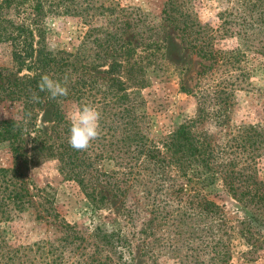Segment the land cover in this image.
<instances>
[{"label": "trees", "instance_id": "trees-1", "mask_svg": "<svg viewBox=\"0 0 264 264\" xmlns=\"http://www.w3.org/2000/svg\"><path fill=\"white\" fill-rule=\"evenodd\" d=\"M223 2L227 6L217 10L216 27L201 23L187 0L163 3L161 29L170 28L191 54L208 62L200 82L208 77L215 85L208 86L210 92L201 103L208 99L211 112L200 110L196 118L174 125L172 131L150 137L154 122L142 90L147 84L145 72L159 69L163 59L160 24L147 22L134 11L95 6L93 0H0V44L9 43L14 54L11 68L0 67V147L12 159L10 167L0 166V224L35 212L36 220L58 227L54 236L35 243L38 252L59 258L71 248L70 253L78 251L82 260L94 247L98 264H106L101 259L134 264L135 248L145 253L146 239L163 221L172 220L173 225L178 218H204L208 234L225 226L223 208L205 190L220 180L235 192L234 182H241V174L226 169L221 160L222 130L213 134L206 123L227 128L228 98L239 87L243 72H248V58L264 59V0ZM64 16L78 18L86 26L82 41L91 46L86 58L79 56V48L68 52L48 46L47 20ZM96 19L102 23L95 25ZM223 37L234 38L235 48L219 49ZM217 72L223 78L216 81ZM43 74L61 82L68 94L52 99L48 92H40L37 83ZM33 94L39 95L40 103L33 102ZM72 103L92 104L101 114L100 135L85 151L68 143L66 108ZM44 105L51 109L49 131L34 122L37 109ZM49 160L60 162L65 179L79 186L93 214L111 213L109 222L93 226L92 243L57 213L52 188L33 187L36 193H30V183L17 165ZM104 162H112L115 169L104 170ZM130 191L149 199L130 200ZM245 192L259 194L250 184ZM204 223L190 227L195 231L206 227ZM0 241L1 247L6 241L2 234Z\"/></svg>", "mask_w": 264, "mask_h": 264}, {"label": "rangeland", "instance_id": "rangeland-1", "mask_svg": "<svg viewBox=\"0 0 264 264\" xmlns=\"http://www.w3.org/2000/svg\"><path fill=\"white\" fill-rule=\"evenodd\" d=\"M93 1L95 6H114L134 11L135 16L139 17L140 14L141 19H146L147 22L160 24L157 31L161 42L164 41L163 59L159 63V69L145 72L147 84L142 90L147 112L154 122L150 137L172 131L174 125L196 118L200 110H205L207 114L211 112L208 99L204 104L201 103L204 95L210 92L208 86L215 83L211 80L213 78L208 77L200 82L202 78L199 77L203 66L208 65V62L191 54L170 28L161 29L159 14L166 0ZM187 1L200 22L212 27L219 24L215 18L217 10L227 6L224 0ZM101 23L100 20H95V25ZM85 30L86 26L78 18H50L46 22L47 44L54 50L68 52L79 48V56L86 58L91 46L82 41ZM217 44L219 49L231 50L235 48L236 40L223 37ZM13 60L10 44H0V67L11 68ZM245 65L248 72H243L244 76L236 83L239 87L228 98L227 128L218 127L214 122L206 123V129L213 134L222 130L224 154L221 155V160L226 169L239 171L241 174V182H234L237 187L235 192H230L220 180L205 190L207 197L223 208L225 226L220 230L215 227L208 234V220L204 218L192 221L178 218L173 225L172 220H167L158 227L154 224L156 229L153 235L146 239L149 242L146 252L142 254L141 248H135L134 264H264V59L249 57ZM216 74L217 81L220 73ZM202 88L206 90L202 92ZM77 106L79 105L75 103L67 106V118ZM36 112L34 122L49 131L52 125L51 109L44 105ZM101 164L106 171L115 169L112 162ZM11 165L10 155L1 146L0 166ZM17 165L30 183L28 187L31 194L36 193L33 187L52 188L51 196L57 213L68 224L77 226L85 241L92 243L90 235L94 225L109 222L112 218L108 211L96 214L91 212L79 186L74 181L65 179L66 172L60 162L49 160L29 166L19 161ZM250 176L254 179L250 180ZM246 184L257 188L259 194L256 197L246 195ZM127 197L140 201L149 199L142 194L135 196L131 191ZM111 202L116 203L118 200ZM197 222L201 226L207 222V225L194 231L198 226ZM50 224L51 222L46 224L36 220L35 212L26 213L11 224L1 223L0 235L5 237L6 245L2 243L0 247V264H98V250L94 247L86 251L87 255L84 254L82 260L80 258L81 262L78 251L70 253L71 248L66 249L59 258L46 257L38 252L35 243L56 234L58 227ZM101 260L106 264H115L113 260Z\"/></svg>", "mask_w": 264, "mask_h": 264}, {"label": "clouds", "instance_id": "clouds-1", "mask_svg": "<svg viewBox=\"0 0 264 264\" xmlns=\"http://www.w3.org/2000/svg\"><path fill=\"white\" fill-rule=\"evenodd\" d=\"M40 92H48L50 98L66 96L68 89L58 80H54L48 74H43L37 83ZM33 102L40 103V97L33 94ZM101 114L92 104L84 103L77 106L68 117L69 135L68 143L70 147L77 151H85L91 142L100 135L99 121Z\"/></svg>", "mask_w": 264, "mask_h": 264}]
</instances>
